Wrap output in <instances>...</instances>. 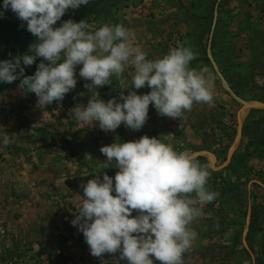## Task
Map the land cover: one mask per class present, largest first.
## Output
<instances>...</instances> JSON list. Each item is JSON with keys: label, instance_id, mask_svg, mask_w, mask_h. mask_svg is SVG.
Segmentation results:
<instances>
[{"label": "rangeland", "instance_id": "obj_1", "mask_svg": "<svg viewBox=\"0 0 264 264\" xmlns=\"http://www.w3.org/2000/svg\"><path fill=\"white\" fill-rule=\"evenodd\" d=\"M75 13L69 9L56 27ZM87 22L93 28L123 23L149 59L178 44L192 47L198 53L192 66L212 73L213 101L194 104L180 119L150 105L139 131L122 124L105 132L70 117V109L90 99L89 82L78 76L82 65L62 107L39 108L34 93L18 91L19 80L0 84V135H17L0 146V264H128L119 253L93 256L72 220L82 184L99 172L114 177L118 171L103 166L100 148L144 135L165 136L166 143L192 151L211 171L209 187L219 194L193 223L199 237L184 264H264V107L245 109L241 117L245 102L264 104V0H104ZM36 42L11 9L0 18V60L23 55ZM41 59L26 67V75ZM131 72L98 88L100 97L126 95Z\"/></svg>", "mask_w": 264, "mask_h": 264}, {"label": "clouds", "instance_id": "obj_2", "mask_svg": "<svg viewBox=\"0 0 264 264\" xmlns=\"http://www.w3.org/2000/svg\"><path fill=\"white\" fill-rule=\"evenodd\" d=\"M89 2L3 0L0 18L11 9L37 42L23 55L0 60V84L19 80L18 91L34 93L39 108L53 102L62 107L66 94L77 86L76 69L82 65L78 76L89 82L84 87L90 99L86 106L70 109V117L79 126L98 124L105 132L122 124L139 131L149 118L150 105L161 116L180 119L194 104L213 101L212 73L207 66H192L198 53L190 46L178 44L149 59L135 43V31L123 23L93 28L86 20L69 19L56 27L69 9ZM38 58L35 73L26 75V67ZM129 68L127 94L102 99L97 89L111 85L113 76L123 78ZM145 87L150 92L135 91ZM15 136L5 131L0 146H8ZM163 137L144 135L128 142L118 138L100 148L107 158L103 166L118 171L114 177L99 172L82 184L83 196L76 195L82 202L72 220L93 256L119 253V260L128 264H184L185 253L199 237L192 225L205 217V206L219 194L209 187L207 166L192 151L179 150ZM88 158L93 157L86 154ZM112 161L115 167L109 166Z\"/></svg>", "mask_w": 264, "mask_h": 264}, {"label": "trees", "instance_id": "obj_3", "mask_svg": "<svg viewBox=\"0 0 264 264\" xmlns=\"http://www.w3.org/2000/svg\"><path fill=\"white\" fill-rule=\"evenodd\" d=\"M104 0H90L88 5H82L79 9H76L75 16L73 17L76 22L82 20H88L92 17V14L96 12L97 8L101 6V2Z\"/></svg>", "mask_w": 264, "mask_h": 264}, {"label": "water", "instance_id": "obj_4", "mask_svg": "<svg viewBox=\"0 0 264 264\" xmlns=\"http://www.w3.org/2000/svg\"><path fill=\"white\" fill-rule=\"evenodd\" d=\"M224 79V78H223ZM225 81V79H224ZM261 107H264V104H260V103H244V107H243V110L245 109H252V108H261ZM242 110V111H243ZM242 128L240 127V132H241ZM202 153H199L198 155H201ZM233 155V152L230 151L229 152V157L231 158ZM214 166V165H213ZM215 167V166H214Z\"/></svg>", "mask_w": 264, "mask_h": 264}, {"label": "bare ground", "instance_id": "obj_5", "mask_svg": "<svg viewBox=\"0 0 264 264\" xmlns=\"http://www.w3.org/2000/svg\"><path fill=\"white\" fill-rule=\"evenodd\" d=\"M242 118L244 117V110H243V112H242V116H241Z\"/></svg>", "mask_w": 264, "mask_h": 264}]
</instances>
